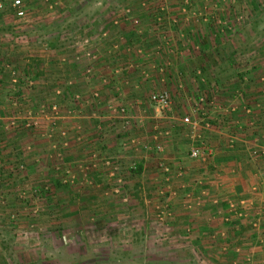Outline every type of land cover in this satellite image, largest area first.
<instances>
[{"label":"rangeland","instance_id":"obj_1","mask_svg":"<svg viewBox=\"0 0 264 264\" xmlns=\"http://www.w3.org/2000/svg\"><path fill=\"white\" fill-rule=\"evenodd\" d=\"M23 2L26 15L19 18L10 0H0V100L13 106L0 107V264H264V181L263 188L253 185L248 200L210 192L198 179L190 182L191 190L182 192L181 199L189 217L212 194L210 201L218 208L210 214L217 223L209 224L202 214L200 222L190 221L166 206L171 204L168 192L150 186V164L141 176L131 174L136 161L122 163L115 173V158L109 157L98 173L83 161L69 163L65 147L38 152L33 134L54 129L58 140L66 139L70 131L56 130L60 113L73 116L88 104L95 113L92 105L101 102L99 87L106 85L114 101L122 103L106 106L111 118L120 116L116 110L124 106L132 126L141 119L131 110L135 100H144L151 118L170 111L187 126L191 147L204 143L212 148L208 160L191 157V147L188 151L189 162L207 166L216 151L206 137L213 120L206 108L219 109L217 92L227 83L209 79L202 68L192 69L196 88L187 97L191 108L184 114L173 106L171 93L170 107L160 110L150 95L167 89L172 76L179 92L187 90L181 78L175 79V66L183 57L201 54L203 40L220 44L213 52L226 56L241 73L261 58L264 63V0ZM127 82L146 93L127 99ZM61 94L64 99L56 100ZM101 125L99 121L94 131ZM160 128L154 125L153 136L169 132ZM153 136L155 149L162 151L168 136ZM133 139L129 142L135 149L148 150L153 144ZM98 144L90 145L92 161L98 158ZM235 144L233 138L226 149ZM257 154L264 158V148ZM177 175L183 178V168Z\"/></svg>","mask_w":264,"mask_h":264},{"label":"crops","instance_id":"obj_2","mask_svg":"<svg viewBox=\"0 0 264 264\" xmlns=\"http://www.w3.org/2000/svg\"><path fill=\"white\" fill-rule=\"evenodd\" d=\"M204 41L206 43H204L201 54L193 57H183L179 66H175V69H177L175 79L179 80L181 78L185 90L186 88L187 90L184 92L182 89L179 92V84L177 85L173 82L174 76L167 81L166 88L173 95V106L179 113L184 114V112L190 111L191 108V100L187 97L193 95L192 91L196 88V85L192 82V69L202 68L204 74H210L209 79L215 76L227 83L224 89L217 92L219 109L206 108L207 113L213 119L212 129L206 137L216 151L213 160L206 163L207 166L197 167L195 165L196 162L188 161L187 155L192 145L191 134L187 131V126H182L176 121V117L173 116L172 112L164 111V115L156 112V118H151V110L148 105L143 104L144 100H138V104L135 100L131 110L134 108L136 118L139 119L141 117V119L135 120L132 126L123 127L120 124V116L115 114H112L115 116L111 118L108 115L109 111L107 114L106 106L110 102L115 105L122 103L114 101L115 98L111 91L108 90L109 86L106 85L99 87L101 94L100 104L95 103L92 105L96 115L95 113L92 114L93 110L90 109V104L83 107L80 112L73 116H69L64 110L63 114L60 113L56 122V130L63 128L62 130L70 131L69 136L66 139L58 140V134L54 129L50 134H43L38 129L37 133H33L36 138L34 143H37L36 150L39 152L40 148L49 150L50 148H56V146L65 147L64 152L71 157L69 163L83 161L87 167H95L94 171L98 173L105 169L102 164L103 159L109 157L120 160L123 164L129 161H136V169L131 170V174H134V176L144 175L146 167L150 164L152 166V168H149L152 169L150 177L153 179L150 181L152 182L150 186L155 187L156 190L161 191L162 189L164 192H168L167 199H170L171 202L169 203L171 204L167 203L166 206L173 210V214L177 212V215L182 214L186 218L189 217L190 212L186 211L181 205L182 192L190 191L189 183L196 179H198V182H202L203 187L209 189L210 192L219 191L222 196L226 194L228 198L233 199L237 197L250 199V190L253 185L256 186L258 184L256 186L258 189L263 188L262 182L264 181V158L263 156L258 157L257 154L260 148H264V63L261 62L263 58L260 57L261 59L258 62L256 61L254 63L255 66L250 68L249 71L246 70L241 73L235 70L226 56L222 57L213 52L216 47H221L220 44L218 46L214 45L208 39ZM211 71H213V74L210 73ZM127 83L126 88L123 87L125 89L123 90V95L127 99L142 98L144 92L146 93L144 88L142 92L134 82ZM100 84L102 83L100 82ZM176 87H178V90ZM83 94H86V92ZM62 96L63 94L58 95L55 99L59 100V98H63ZM0 107L5 110L13 106L7 102L2 103L0 100ZM51 117L55 119L54 117L56 116ZM142 117L144 118L142 119ZM99 121L102 123L101 128L94 131ZM156 123L171 132V135L164 141L160 152L155 149V144L152 141L153 127ZM221 123L223 124L222 129H220ZM51 125L50 122L47 124V126ZM76 137H80L83 140L78 141L79 139ZM55 138L57 139L55 143L50 141ZM133 138L144 141L151 140L153 144L148 150H144L142 147L135 149L129 142V139L132 140ZM230 138L232 140L234 138L236 147L226 149L229 147L228 141ZM93 141L99 143L98 149L96 148L97 152L94 153V155L98 156L96 160L94 159L95 161L91 160L92 152L89 149ZM252 152H255V154H252ZM80 164L82 165V163ZM138 166L141 168L140 171ZM92 168L91 170H93ZM179 168H183L184 171L182 179H179L177 175ZM181 182L186 185L183 186ZM255 183L257 184L255 185ZM135 185L132 184L133 188ZM143 187H148V185ZM211 198H214L213 194L208 196V200L203 202L200 207H196L193 213L191 212L194 217L187 219L200 222L199 219H203V216L200 215L202 214L206 215V221L209 224L217 223L216 216H210V214L212 215L218 211V208L210 201ZM224 205L226 206V204ZM162 207L165 209V206ZM246 230L249 231L250 228L246 227ZM255 231L257 232L258 229Z\"/></svg>","mask_w":264,"mask_h":264},{"label":"built area","instance_id":"obj_3","mask_svg":"<svg viewBox=\"0 0 264 264\" xmlns=\"http://www.w3.org/2000/svg\"><path fill=\"white\" fill-rule=\"evenodd\" d=\"M10 6L13 9L14 14L19 17L22 18L24 15H26V10L24 8V2L23 0H10ZM136 23V20H135ZM150 102L152 103V105L155 108L160 109H168L171 105V94L169 92L168 89H160L158 91L153 92L150 95ZM200 101L203 100V97L199 98ZM126 110L128 111L127 108H124V106H120L116 111L120 114V124L123 127H127L129 126V122H130V116H127L126 114ZM185 122H190L189 118L186 117L184 118ZM196 123H192V127L195 128ZM155 130V129H154ZM169 132L168 131H164V132H158L155 133V135L153 136V139L156 140L157 138H159V136L161 135L160 138H166L168 136ZM199 138V135H198ZM200 142V140H197ZM230 142H232V140H229ZM130 142H134V139L130 140ZM161 146H158V149H160ZM148 148V146H147ZM190 156L193 158H199L202 160H208V158H210L212 156V148H210L209 146H206L204 143L199 146L196 145L191 147L190 149ZM113 172H117L119 173L122 167V162L120 160H114L113 162ZM131 168H134V164L133 166H131ZM114 174V173H111Z\"/></svg>","mask_w":264,"mask_h":264},{"label":"trees","instance_id":"obj_4","mask_svg":"<svg viewBox=\"0 0 264 264\" xmlns=\"http://www.w3.org/2000/svg\"><path fill=\"white\" fill-rule=\"evenodd\" d=\"M140 169H141V168L138 166V170H139V171H140Z\"/></svg>","mask_w":264,"mask_h":264}]
</instances>
